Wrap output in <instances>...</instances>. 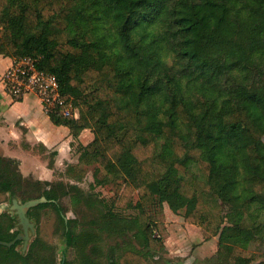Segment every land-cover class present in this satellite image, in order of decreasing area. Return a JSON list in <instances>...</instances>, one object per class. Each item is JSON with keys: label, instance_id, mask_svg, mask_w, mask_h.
<instances>
[{"label": "trees", "instance_id": "16d2710c", "mask_svg": "<svg viewBox=\"0 0 264 264\" xmlns=\"http://www.w3.org/2000/svg\"><path fill=\"white\" fill-rule=\"evenodd\" d=\"M170 55L174 66L165 62ZM0 56L38 60L79 111L78 119L52 122L75 139L93 132L94 140L77 148L79 179L85 167L98 166L96 183L116 182L121 210L137 193L136 217L109 210L102 223L119 235L135 230L147 253L112 248L119 253L113 264H148L152 252L166 250L157 209L164 202L185 208L186 222L199 226L205 241L220 237V260L264 264V253L243 248L247 234L264 237V220L253 210L264 213V0H0ZM29 180L17 160L0 155V193L17 197L27 182L29 199L48 200L29 215L53 207L68 244L85 245L89 235L77 220L65 221L63 187ZM71 190L75 205L81 190ZM228 203L240 218L222 228ZM14 222L0 215V241L17 237ZM19 243L0 245V264H56L55 250L38 238L26 254Z\"/></svg>", "mask_w": 264, "mask_h": 264}, {"label": "rangeland", "instance_id": "374dc122", "mask_svg": "<svg viewBox=\"0 0 264 264\" xmlns=\"http://www.w3.org/2000/svg\"><path fill=\"white\" fill-rule=\"evenodd\" d=\"M165 59L167 65H175V57L173 55L166 56ZM77 148L78 146L76 147V155H79ZM41 152V154L45 153L44 150H41ZM53 156L54 154L51 153L44 155V160H24L23 169L20 168V170L27 175L33 173L35 166L37 171H45L49 168L50 162H56L50 188L57 190L59 187H63L60 189L58 196L60 197L59 202L64 209V217L67 220H77V228L82 229L84 234L89 235V238L88 240L84 239L83 243L85 245L80 243L77 247H71L67 238L64 237V229L58 213L53 207H46L34 212V219L30 217L36 229V234L32 236L31 243L38 238L41 242L51 246L55 250L56 264H62L63 260H65L66 264H113L118 261V254L126 250H134L146 255L147 243L135 230L126 231L124 234L119 235L114 229L106 230L103 228L102 223V214L109 210L129 218L136 217L140 211L136 207L139 201L137 193H134L131 205L127 209L121 210L118 208L120 193L115 189L116 182L96 183L95 173L98 166L85 167L86 175L80 180V174L73 169V166H76L79 160H50ZM192 171L198 174L199 168L194 166ZM243 174L242 170L240 180L244 189H246L248 185L244 181ZM26 177L36 181L32 177ZM38 177H40L39 174ZM26 183L22 184L17 197L0 193V215L8 214L13 217L15 225L17 219L10 211L12 198H17L20 203L31 200L28 198L31 195L28 194ZM72 186H76L81 190L79 191L81 199L78 197L79 202L75 205L71 202V196L76 194L75 191L71 190ZM44 187L47 186L44 185ZM63 189L69 191L70 195L63 196ZM89 197L95 200L96 206L91 207L88 205L87 200ZM240 202H243V199ZM157 209H162L165 217L167 237L164 239V243L166 250L152 252L147 257L148 264H231L220 260L216 255L220 245V237L205 241L201 228L186 222L185 208L174 211L167 202H164L162 207L158 205ZM253 210L254 218L258 221H263L264 213L256 211V207H253ZM222 215L224 222L222 228L232 227L239 222L240 209L236 205L228 203L224 206ZM243 242L244 249L254 254L264 253V237L255 233L251 236L247 234L243 238ZM112 248H116L119 253L115 254L112 252ZM17 249L22 251L23 242L18 245Z\"/></svg>", "mask_w": 264, "mask_h": 264}, {"label": "crops", "instance_id": "0c3cea01", "mask_svg": "<svg viewBox=\"0 0 264 264\" xmlns=\"http://www.w3.org/2000/svg\"><path fill=\"white\" fill-rule=\"evenodd\" d=\"M14 59L0 56V155L17 160L23 169L24 160H44L43 156L53 153L50 160H79L76 147L87 146L94 140L91 130H84L75 139L66 126H56L45 112L37 95L26 94L14 100L6 91L2 78L12 66ZM44 150V154H41ZM46 160V159H45ZM54 169L45 171L33 169L24 174L36 180L52 182ZM38 174L40 177H38Z\"/></svg>", "mask_w": 264, "mask_h": 264}, {"label": "built area", "instance_id": "2783aa9c", "mask_svg": "<svg viewBox=\"0 0 264 264\" xmlns=\"http://www.w3.org/2000/svg\"><path fill=\"white\" fill-rule=\"evenodd\" d=\"M37 63L38 60L30 57L14 59L2 78L8 94L14 100H20L26 94L33 93L38 96L50 117L78 119L79 111L63 98L57 77L39 70Z\"/></svg>", "mask_w": 264, "mask_h": 264}, {"label": "water", "instance_id": "95a60500", "mask_svg": "<svg viewBox=\"0 0 264 264\" xmlns=\"http://www.w3.org/2000/svg\"><path fill=\"white\" fill-rule=\"evenodd\" d=\"M48 200L45 197L39 199H31L25 203H20L17 198H12V205L10 211L13 213L14 217L17 219V226L20 227L24 234L19 235L14 241L2 242L0 241V245L6 247H12L18 241H23V253H25L29 247V244L32 241V236L36 234L35 224L31 221L28 213L31 209L40 206L42 204L47 203ZM66 223L68 220L65 218ZM65 261L62 262L64 264Z\"/></svg>", "mask_w": 264, "mask_h": 264}, {"label": "flooded vegetation", "instance_id": "af4514ba", "mask_svg": "<svg viewBox=\"0 0 264 264\" xmlns=\"http://www.w3.org/2000/svg\"><path fill=\"white\" fill-rule=\"evenodd\" d=\"M29 212H30V211H29ZM29 217H31V216L29 215ZM31 218H32V217H31ZM32 219H33V218H32ZM16 225H17V223H16ZM16 225H15L13 231H15V230L18 231V235H17V237H18L19 235L24 234V231L21 230V229H20L19 227H17ZM17 237H16V238H17ZM16 238H15V239H16ZM15 239H14V240H15ZM14 240H13V241H14ZM18 242L21 243V242H23V241H18ZM20 243H19V244H20ZM23 244H24V242H23ZM30 244H31V243H30ZM30 244H29V246H30ZM28 249H29V247H28ZM28 249H27V251H28ZM22 250H23V249H22ZM27 251H26L25 253H23V251H21V253H22V254H26ZM63 261H65V260H63ZM64 264H66V263H64Z\"/></svg>", "mask_w": 264, "mask_h": 264}]
</instances>
